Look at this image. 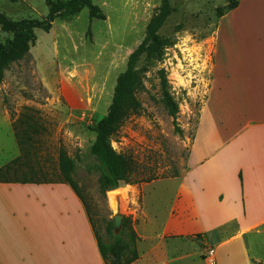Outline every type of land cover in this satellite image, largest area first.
Listing matches in <instances>:
<instances>
[{
    "label": "crops",
    "instance_id": "obj_1",
    "mask_svg": "<svg viewBox=\"0 0 264 264\" xmlns=\"http://www.w3.org/2000/svg\"><path fill=\"white\" fill-rule=\"evenodd\" d=\"M92 1L105 19H92L91 39L86 37L87 27H75L82 17L86 25L89 22L87 8L71 22L55 18L49 31L39 29L42 34H36L29 52L51 97L47 103L21 97L33 111L18 113L2 124L11 142L5 145L6 157H16L23 145L44 146L40 136L50 131L43 119L57 120L68 110L79 109L75 98L63 91L65 86H78V79H71L73 73L86 75L90 87L82 97L86 104L92 97L93 109H103L105 114L113 95L105 85L106 73L116 65L118 51H126L121 70L126 67L128 55L143 40L162 2ZM129 23L141 26L135 38L120 33V26ZM248 66L252 74L247 83L241 86L235 78L232 90L233 104L255 102L252 108L248 104L245 129L264 127V113H260L264 111V62L255 58ZM235 113L232 124L238 119ZM240 132L244 131L228 140ZM226 142L210 151L196 152L191 147L188 169L141 185L132 211L139 256L131 264H264V133L250 135L231 150L224 146ZM231 171H237L240 181L232 178ZM207 248L213 249L212 256ZM0 264H105L85 206L68 183L61 178L0 182Z\"/></svg>",
    "mask_w": 264,
    "mask_h": 264
},
{
    "label": "rangeland",
    "instance_id": "obj_2",
    "mask_svg": "<svg viewBox=\"0 0 264 264\" xmlns=\"http://www.w3.org/2000/svg\"><path fill=\"white\" fill-rule=\"evenodd\" d=\"M168 1L170 14L158 33L171 43L164 48L160 60L147 61L145 55L139 58L136 66L141 69V85L134 95L141 108L136 112L130 111L110 136L112 148L126 158L130 168V183L120 182L119 187L129 190L130 204L125 214L130 215L132 220L141 185L173 177L174 173L179 175L188 169L191 147L194 146L196 152L210 151L227 141L224 146L231 150L250 135L264 133L262 126L244 127L243 119L248 118L250 111L248 104L252 108L254 101L232 103L233 79L238 78L243 86L252 74L248 65H253L255 58L264 62V0H236L238 6L226 11L222 21L217 16V8L225 7L232 0ZM0 13L11 19L43 18L48 8L44 0H0ZM88 19L86 25L82 17L75 27L78 30L87 27L86 31L90 27L92 30V20L89 16ZM73 20L75 18L66 22ZM120 27V33L131 38L141 32L139 23ZM35 33L42 34L39 29ZM10 38L12 34L0 27V42ZM126 57L125 50L118 51L116 65L106 73L108 92L113 91L116 74L125 70L126 67L121 68ZM234 67L236 72H233ZM161 70L166 77L168 91L178 104L175 123L159 101ZM73 78L78 79V86H65L63 91L66 96L69 94L75 98L73 101L79 104V109L68 110L57 120L51 117L43 119L50 131L40 136L44 146L38 149L20 146L16 157L15 154L6 157L4 148L5 145L9 147L11 142L6 132L8 128L2 124L14 120L18 113L33 111L21 97L39 103H47L51 97L38 78L32 56L10 64L0 82V163L10 158L21 162L16 172L8 174L10 179L57 180L60 178L58 150L61 147L77 160L73 179L78 195L97 234L109 241L105 227L112 218V211L107 191L101 192L99 188L97 163L88 155V148L95 138L91 126L104 113L103 109H93L92 97L87 99V104L82 97L84 90L90 87L86 75L73 73ZM62 79L59 77V81ZM76 95H80L78 100ZM233 110L236 111L235 118H238L235 124L230 119ZM260 113H264L263 109ZM242 130L244 132H240L236 139L228 140L233 133ZM25 148L30 149L27 156L23 154ZM220 155L223 156V152H219ZM231 172L232 178L240 181L237 171Z\"/></svg>",
    "mask_w": 264,
    "mask_h": 264
},
{
    "label": "trees",
    "instance_id": "obj_3",
    "mask_svg": "<svg viewBox=\"0 0 264 264\" xmlns=\"http://www.w3.org/2000/svg\"><path fill=\"white\" fill-rule=\"evenodd\" d=\"M16 2L18 0H8ZM48 13L45 17L11 19L0 13V27L4 32L12 34V38L0 42V82L3 80L4 73L11 63H18L25 58H31L29 49L35 44L37 39L35 30L41 29L49 31L53 20L60 18L65 21L75 18L83 8H87L89 18L105 19L103 12L92 0H44ZM238 6L236 0L230 1L225 7L217 8V16L222 17L226 11ZM170 14V4L168 0H162L161 5L154 10V13L147 25L146 34L140 44L128 55L126 68L116 77L113 88L111 103L105 114L91 126L95 132L94 141L88 148V155L96 163L100 176L98 178L101 192L119 188L120 182L130 183L128 174L130 168L126 158L117 153L111 146L110 136L121 125L130 111L136 112L141 108V104L135 97V91L141 85V69L136 66L139 58L145 55L147 61L160 60L163 50L170 41L159 35V30L163 26ZM86 37L91 39V30L88 27ZM160 103L167 111L169 116L175 119L179 108L177 102L168 91V84L163 70L160 71ZM177 127V126H176ZM177 129H179L177 127ZM22 144H26L22 142ZM24 146V145H23ZM25 147H32L27 145ZM30 149L23 151L27 156ZM21 162L13 159L0 167V182H39V180L10 179L8 174L16 172ZM77 168V160L69 156L61 147L58 152V171L60 178L68 183L78 194L73 175ZM174 176H178L174 173ZM41 182V181H40ZM94 230L97 249L105 264H131L139 254L137 251L138 236L133 227V220L130 215L123 216L120 230L114 231L112 218L106 223V233L110 237L109 241L103 240L95 231L94 224L89 217Z\"/></svg>",
    "mask_w": 264,
    "mask_h": 264
},
{
    "label": "water",
    "instance_id": "obj_4",
    "mask_svg": "<svg viewBox=\"0 0 264 264\" xmlns=\"http://www.w3.org/2000/svg\"><path fill=\"white\" fill-rule=\"evenodd\" d=\"M106 197L112 211L114 231L117 233L120 230L123 216L126 215V209L130 204L129 190L126 187L112 189L107 191Z\"/></svg>",
    "mask_w": 264,
    "mask_h": 264
},
{
    "label": "built area",
    "instance_id": "obj_5",
    "mask_svg": "<svg viewBox=\"0 0 264 264\" xmlns=\"http://www.w3.org/2000/svg\"><path fill=\"white\" fill-rule=\"evenodd\" d=\"M206 251H207L208 256H212L213 255V249L207 248Z\"/></svg>",
    "mask_w": 264,
    "mask_h": 264
}]
</instances>
